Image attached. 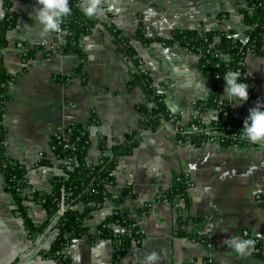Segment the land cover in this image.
Wrapping results in <instances>:
<instances>
[{
	"label": "crops",
	"instance_id": "1",
	"mask_svg": "<svg viewBox=\"0 0 264 264\" xmlns=\"http://www.w3.org/2000/svg\"><path fill=\"white\" fill-rule=\"evenodd\" d=\"M12 3L16 24L7 31L8 45L3 50L4 67L13 77L7 85L10 98L4 103L5 153L27 167L29 197L34 190L50 192L54 177L61 174L49 146L57 128L74 122L86 126L90 141L86 161L96 164L100 144H120L136 127L140 116L136 105L151 106L139 85L128 87L132 63L116 47L109 26L128 37L168 111L179 114L182 125L194 113V102L208 97L210 78L200 71L196 54L178 41L164 40L179 29L200 33L234 30L236 35L244 31L236 0H103L95 15L98 24L77 39L80 52H55L50 50L53 34L36 35L37 25L31 18L39 7L36 0ZM2 14L0 0V19ZM140 25L147 43L136 36ZM17 41L27 48L36 44L43 48L33 50L32 57L24 61L15 48ZM262 50L247 54L245 72L257 100L264 103V32ZM224 96L223 88L220 98L230 103L232 115L239 119L244 120L256 104V100L233 103ZM216 114L210 108L201 117L206 123ZM175 123L162 122L146 129L133 152L119 158L115 182L108 191L116 197L128 188L131 194L123 203L106 199L92 212L85 221L86 233L73 237L64 248L71 264H142L145 254L153 250L161 255L158 264H264L254 255L241 258L222 243L233 235L242 238L244 231L264 235V204L258 197L264 192L252 196L254 189H264V144L222 146L212 141L195 146L178 140ZM41 158L53 164L35 165ZM250 169H254L251 175ZM181 174L188 178L187 208L181 200L153 201L138 214L145 202L154 200ZM25 204L36 226L46 221L41 204L29 198ZM122 207L130 210L142 236L114 262V244L100 237L97 227ZM113 230L123 231L119 226ZM49 239L50 234L41 248L47 247ZM34 243L13 213L0 175V264H14ZM23 264L58 263L37 253Z\"/></svg>",
	"mask_w": 264,
	"mask_h": 264
},
{
	"label": "trees",
	"instance_id": "2",
	"mask_svg": "<svg viewBox=\"0 0 264 264\" xmlns=\"http://www.w3.org/2000/svg\"><path fill=\"white\" fill-rule=\"evenodd\" d=\"M12 4V0H2L3 14L0 19V175L4 190L10 195L12 211L16 217L22 220L31 241L34 243L47 227L50 228L49 233L55 232L50 237L47 247L40 248L38 251L41 258L53 259L58 264H71L65 255L64 248L73 237L86 233L85 221L91 216L92 212L100 208L106 199H114L123 203L125 198L130 196L131 191L124 188L118 196L113 197L108 191V186L115 182L114 170L119 158L133 152L146 129H154L162 122L176 121L174 128L178 140H188L195 146L215 140H218L222 146L264 144V141L252 143L240 138L244 120L234 117L230 111V103L220 98V91L225 85L224 75L229 71L238 70L241 72V81L249 85L248 100H257L253 92V86L246 78L245 58L251 52L263 53L264 0H236L237 9L242 15L243 35L247 37V42L244 44L236 40L234 30L200 33L193 29H179L174 32L171 39L164 40L165 43L178 41L188 51L196 54L200 71L210 78L208 97L205 100L194 102V113L185 125L179 123V114L168 111L162 95L157 92L148 71L143 68L142 61L130 45L128 37L111 25L108 30L114 38L116 47L132 63L133 69L130 73L128 87L139 85L151 102V106L147 108L136 105L140 115L136 127L126 135L124 141L120 144H112L109 147L100 144L101 154L96 164H88L86 161L90 144L87 127L76 122L64 126L61 133L52 135L49 143L53 158L58 161L56 165L60 168L61 174L54 177L50 192L34 190L29 197L25 191L27 188L25 177L27 167L17 159L8 157L5 153L4 103L10 98L7 93V85L13 77L6 72L4 67L3 50L8 45L7 31L16 24ZM81 4L82 0H69L72 13L63 19L62 27L66 31L65 44L60 51L65 49L67 52L79 53L78 37L90 33L99 22L95 16H85ZM136 36L143 43L149 41L148 38H144V29L141 25L137 29ZM39 48H43V46L36 44L32 48H28L22 54V60L30 59L33 50ZM46 53L50 54V50H46ZM80 70H82V67H80ZM210 108L216 109L217 114L205 123L201 115ZM92 119H95V117H92ZM64 135L68 137L67 142H65ZM65 143H68V145L65 146ZM69 158L78 162L73 170L67 169V165L71 163ZM52 164L53 161L47 158H41L35 163V165ZM188 185L187 175L181 174L174 179L169 188L162 191L154 200L145 202L137 210L138 214L146 211L153 201L181 200L184 204L183 207L187 208ZM62 192H64L66 208L59 215L58 204ZM258 197L264 204V195L260 194ZM28 198L41 204L46 212L47 218L41 230L32 222L28 214V207L25 204ZM78 204L82 205L81 209L77 207ZM113 226H119L123 231L116 233ZM97 230L100 237L112 240L114 244L112 253L114 262H118L126 248L132 242H139L142 236L134 216L126 207L113 210L98 225ZM192 237L197 241L206 242L205 239L197 235ZM242 238H255V236L247 232V234H243ZM252 255L264 262L263 239L257 241Z\"/></svg>",
	"mask_w": 264,
	"mask_h": 264
},
{
	"label": "clouds",
	"instance_id": "3",
	"mask_svg": "<svg viewBox=\"0 0 264 264\" xmlns=\"http://www.w3.org/2000/svg\"><path fill=\"white\" fill-rule=\"evenodd\" d=\"M39 7L34 9L31 17L37 25L36 35L46 38L50 34L59 33L63 19L71 15L72 9L69 7V0H36ZM103 0H82V11L87 17H94L101 10ZM224 93L233 103L242 104L249 98V85L241 81L240 71H229L224 75ZM240 138L257 143L264 141V103L257 101L255 106L249 109V115L243 121L240 131ZM254 169H250L251 175ZM264 189H254L252 196L255 197ZM259 239H264L260 232L255 234V238H240L235 235L222 241L224 245L235 251L241 258L250 257L255 251L256 243ZM161 255L155 250L146 253L142 264H158Z\"/></svg>",
	"mask_w": 264,
	"mask_h": 264
},
{
	"label": "built area",
	"instance_id": "4",
	"mask_svg": "<svg viewBox=\"0 0 264 264\" xmlns=\"http://www.w3.org/2000/svg\"><path fill=\"white\" fill-rule=\"evenodd\" d=\"M65 33H66V31H65V29L62 27V24H61V31H60L59 33H53V39H54V41H53L52 46H50V50H51V51H55V52H59V51H60L61 47L65 44ZM239 41H240L242 44H244V43L247 42V37L243 35V37H241V38L239 39ZM15 48H16V50L18 51V53H19V55H20L21 57H22V54H24V52L28 49V48H27V47H26L21 41H17V42L15 43ZM256 102H257V100H256ZM226 105H227V104H226ZM62 128H63V127H61V128H57V129L53 132L52 135H57L58 133H61V132L63 131ZM51 137H52V136H51ZM64 139H65V142H67V139H68L67 135H64ZM215 141L219 142L218 140H215ZM67 145H68V143H65V146H67ZM54 161H55L56 163H58L57 159H55V158H54ZM69 161H71V163L67 165V169H68V170H73V168L77 166L78 162H77V160H74V159H72V158H69ZM64 162H65V159H64ZM26 189H28V186H27ZM26 189H25V190H26ZM263 192H264V191H262V193H263ZM31 193H32V191H31ZM260 193H261V192H260ZM65 208H66V206H65V203H64V192H62V193H61V198H60V201H59V204H58V213H59L60 211L64 210ZM54 234H55L54 231L51 232V233H50V237L53 236ZM243 234H244V235L247 234V231H244ZM38 238H39V237H38ZM38 238H37V239H38ZM37 239H36V240H37Z\"/></svg>",
	"mask_w": 264,
	"mask_h": 264
},
{
	"label": "water",
	"instance_id": "5",
	"mask_svg": "<svg viewBox=\"0 0 264 264\" xmlns=\"http://www.w3.org/2000/svg\"><path fill=\"white\" fill-rule=\"evenodd\" d=\"M234 37L236 38V40H239L241 37H243V34H241V35L235 34ZM62 213H63V210L59 212V215H61ZM44 224H45V222H43L38 227V229L41 230L43 228ZM49 232H50V228H48L41 236H39V238L35 241L33 247L29 251L22 254L14 264H23L27 259H29L33 255L37 254L38 251L40 250L43 242L45 241V239L50 234Z\"/></svg>",
	"mask_w": 264,
	"mask_h": 264
}]
</instances>
